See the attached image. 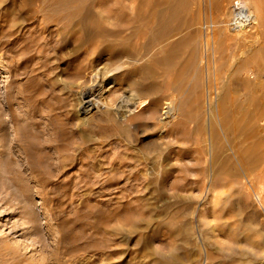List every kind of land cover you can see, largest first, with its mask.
<instances>
[{"label":"rangeland","instance_id":"rangeland-1","mask_svg":"<svg viewBox=\"0 0 264 264\" xmlns=\"http://www.w3.org/2000/svg\"><path fill=\"white\" fill-rule=\"evenodd\" d=\"M94 1L0 0V264H264V0Z\"/></svg>","mask_w":264,"mask_h":264},{"label":"bare ground","instance_id":"bare-ground-1","mask_svg":"<svg viewBox=\"0 0 264 264\" xmlns=\"http://www.w3.org/2000/svg\"><path fill=\"white\" fill-rule=\"evenodd\" d=\"M56 1V0H55ZM131 1V0H130ZM48 2V1H47ZM76 2V1H75ZM131 3L133 4V1H131ZM93 4L95 5V6H99V7H102V8H105L109 13H115V12H118V10L120 9V8H117V7H114V5L115 6H122L123 4H124V2H123V0H100V1H94L93 2ZM128 4V3H127ZM143 3H141V7L143 6L142 5ZM132 6V8L131 9H139V5H138V7H135V6H133V5H131ZM239 7V6H238ZM68 8H70V9H68ZM73 8V4L72 3H69V1L68 2H66V3H63V7L61 8V9H68V10H71ZM104 9V10H105ZM123 9V8H122ZM128 9V8H127ZM143 9H145V8H143ZM126 10V9H125ZM124 10V11H125ZM132 10V11H133ZM142 10V9H141ZM149 11V10H148ZM251 11V10H250ZM139 12V11H138ZM257 12V11H256ZM260 12V11H259ZM157 13V12H156ZM48 15V14H47ZM147 15V14H146ZM155 17H154V19L155 20H158V16H157V14H155L154 15ZM248 16V19L249 20H251V19H253L252 18V15L250 14V15H247ZM146 17V16H145ZM153 17V16H152ZM33 18V17H32ZM46 18H48L49 20H51V19H53V18H57L56 16H48V17H46ZM142 18V17H141ZM86 19L87 18H82L79 22L80 23H83V29L85 30V31H87V32H90V31H92L93 29H88L87 27V25L86 24H84V22H86ZM153 19V18H152ZM151 19V20H152ZM254 20V19H253ZM163 21V20H162ZM216 21V20H215ZM250 22V21H249ZM55 24V23H54ZM244 24V23H243ZM259 24V23H258ZM53 25V24H52ZM249 25H250V23H249ZM53 27H55V26H53ZM241 27V29H243V28H245L244 27V25H241L240 26ZM259 27H260V25H259ZM80 30V29H79ZM111 30V29H110ZM248 30V29H247ZM244 31H246L245 29H244ZM262 31V30H261ZM260 31V32H261ZM121 33V32H120ZM222 33V32H221ZM258 33V32H257ZM260 34V33H259ZM129 35V34H128ZM116 36V35H115ZM226 36V35H225ZM247 37V36H246ZM226 38V37H225ZM255 38V37H254ZM95 39V38H94ZM231 39V38H230ZM261 39V38H260ZM114 40V39H113ZM257 40H258V38H257ZM93 41H95V40H93ZM255 41V40H254ZM263 41V40H262ZM96 43V41L95 42H92V41H83V42H81L79 45H78V47H79V49L80 48H82V47H84V46H89L90 45V47H91V45H95L97 48L100 46V45H96L95 44ZM150 43V42H149ZM262 43V42H261ZM103 44V43H102ZM146 44V43H145ZM225 44V43H224ZM255 44H256V42H255ZM106 45H110V46H112V44L111 43H108V44H106ZM259 45V44H258ZM109 46V47H110ZM108 47V46H107ZM113 47V46H112ZM120 48H122V50L120 49ZM120 48H118V49H116V51L115 52H113L114 53V55H112V57L114 56L115 57V59H117V60H120L124 55V53H125V51H124V49L126 48H123L122 46L120 47ZM86 50V49H85ZM218 50V49H217ZM227 50H229V49H227ZM100 51L101 52H97L98 54H101L102 53V51H104V50H102V49H100ZM106 51V50H105ZM226 51V50H225ZM260 51V50H259ZM106 52H109V51H106ZM136 52H138V51H136ZM105 53V52H104ZM113 53H110V55L111 54H113ZM135 53V52H134ZM139 53V52H138ZM126 54V53H125ZM140 54V53H139ZM261 54V53H260ZM128 55V54H127ZM138 56V55H137ZM97 57V56H96ZM129 57H131V56H129ZM133 57V56H132ZM99 58V57H98ZM135 58V57H134ZM133 58V59H134ZM135 60V59H134ZM261 63V62H260ZM228 66V65H227ZM236 66H238V64L236 65ZM235 66V67H236ZM239 67V66H238ZM237 68V67H236ZM120 69V68H119ZM220 70V69H219ZM111 71L112 70H108V71H106L107 73H111ZM108 74V75H109ZM233 74V73H232ZM219 78V77H218ZM260 79V78H259ZM216 81H218V80H216ZM240 81V80H239ZM212 84V83H211ZM152 87L154 88V87H156V85H154V84H152ZM263 87V86H262ZM214 92V91H213ZM264 95V94H263ZM228 98V97H227ZM1 99V98H0ZM10 99V96L9 95H6L4 98H3V100H9ZM230 99V98H229ZM136 101V100H135ZM172 101V100H171ZM86 102H88L87 103V106H84L83 107V109L84 110H82V111H87L92 105H91V103H90V101H86ZM229 102V101H228ZM239 103V102H238ZM165 105V104H164ZM167 106L165 107L164 106V108H168L167 110H165L164 112H163V114L165 115V117H163L164 119H166L167 120V118H170V117H172L173 116V105H172V102H167V104H166ZM233 105V104H232ZM246 105V104H245ZM261 105V104H260ZM139 106H140V102H139ZM225 109V108H224ZM175 110V109H174ZM234 113V112H233ZM249 113V112H248ZM20 117V116H19ZM19 117H16V116H14V115H12L11 116V118H12V120L14 121V120H18L19 119ZM107 117H109V116H107ZM99 118V117H98ZM108 119H110V120H113V118H111V117H109ZM227 119V118H226ZM11 120V119H10ZM236 120V119H235ZM168 121V120H167ZM166 121V122H167ZM8 123V122H7ZM171 123V122H170ZM33 124V123H32ZM43 124V123H42ZM51 124V123H50ZM164 125H167L166 123L164 124ZM33 127V126H32ZM231 127V126H230ZM44 128V127H43ZM45 129H46V127H45ZM2 130H3V132L2 133H5L6 132V130H7V126H3L2 127ZM9 130V129H8ZM45 131V130H44ZM28 132H30V131H28ZM7 133V132H6ZM45 133V132H44ZM54 133H56V132H54ZM59 133H60V131H59ZM38 134H40V133H38ZM63 134H65V133H63ZM7 135H9V134H7ZM33 135V134H32ZM31 135V136H32ZM46 135V134H45ZM60 136V135H59ZM9 137V136H8ZM14 138H18V136L17 135H14L13 136ZM56 137H57V135H56ZM61 137V139H63V138H66L67 137V135H65V136H60ZM13 138V139H14ZM44 138V137H43ZM244 138H246V137H244ZM41 139V138H40ZM248 139V138H247ZM35 140V139H34ZM15 141V140H14ZM16 142H18V141H16ZM48 142V141H47ZM5 147V146H4ZM3 147V148H4ZM7 148V147H6ZM232 149V148H231ZM237 149V148H236ZM1 150V149H0ZM3 152V151H2ZM6 153V152H5ZM4 153V154H5ZM233 154V153H232ZM247 159L245 160L244 159V165L245 164H248L247 162ZM251 161V160H250ZM242 165V164H241ZM51 167V166H50ZM248 167V166H247ZM242 169V168H241ZM248 169V168H247ZM245 171V170H244ZM16 249V248H15ZM14 253V252H13ZM22 253V252H21ZM17 254H19V253H17ZM31 259V258H30ZM24 260V259H23ZM10 263V262H9ZM17 263V262H16Z\"/></svg>","mask_w":264,"mask_h":264},{"label":"built area","instance_id":"built-area-1","mask_svg":"<svg viewBox=\"0 0 264 264\" xmlns=\"http://www.w3.org/2000/svg\"><path fill=\"white\" fill-rule=\"evenodd\" d=\"M250 15V12L244 8L235 6L234 13H233V24L234 25H240V23L248 22V16Z\"/></svg>","mask_w":264,"mask_h":264}]
</instances>
